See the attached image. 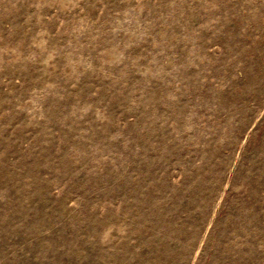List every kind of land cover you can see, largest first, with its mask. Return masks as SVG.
Segmentation results:
<instances>
[{"label": "rangeland", "instance_id": "1", "mask_svg": "<svg viewBox=\"0 0 264 264\" xmlns=\"http://www.w3.org/2000/svg\"><path fill=\"white\" fill-rule=\"evenodd\" d=\"M0 264H264V0H0Z\"/></svg>", "mask_w": 264, "mask_h": 264}]
</instances>
